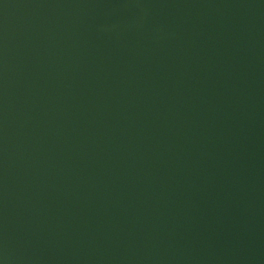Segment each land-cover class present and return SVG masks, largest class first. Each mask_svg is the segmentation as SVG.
<instances>
[{
    "label": "water",
    "instance_id": "95a60500",
    "mask_svg": "<svg viewBox=\"0 0 264 264\" xmlns=\"http://www.w3.org/2000/svg\"><path fill=\"white\" fill-rule=\"evenodd\" d=\"M0 264H264V0H0Z\"/></svg>",
    "mask_w": 264,
    "mask_h": 264
}]
</instances>
